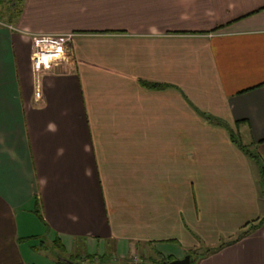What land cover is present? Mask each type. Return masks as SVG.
Segmentation results:
<instances>
[{
	"label": "crops",
	"instance_id": "obj_1",
	"mask_svg": "<svg viewBox=\"0 0 264 264\" xmlns=\"http://www.w3.org/2000/svg\"><path fill=\"white\" fill-rule=\"evenodd\" d=\"M70 34L35 63L34 36ZM199 112L264 162V0H25L0 28V264L236 240L261 170ZM200 264H264V225Z\"/></svg>",
	"mask_w": 264,
	"mask_h": 264
},
{
	"label": "trees",
	"instance_id": "obj_2",
	"mask_svg": "<svg viewBox=\"0 0 264 264\" xmlns=\"http://www.w3.org/2000/svg\"><path fill=\"white\" fill-rule=\"evenodd\" d=\"M5 1L6 0H0V7L3 6V3ZM24 3H25V0H8L7 8L1 12V17L6 16L7 21H6V23L5 22L2 23L0 20V28L3 27L1 25V23L4 25H11V24H14L20 18L21 14L23 12ZM141 84L147 88H159V86L148 83V82L142 81ZM199 114L210 125L220 126V127L226 128L230 133L231 141L260 167V170H261V183L260 184H261L262 190H263L262 193L264 194V162L261 159V157L254 150H251L248 146L244 145L241 141L240 136L225 121L218 119L217 117L209 115V114H205V113H201V112H199ZM263 225H264V218L258 219L257 221H252L250 223H247L243 227V230L241 231L239 237L236 240L230 241L228 243H223L218 248L210 249L205 254L201 255V254L195 253L194 251H191L188 255H190L192 258V264H197V262H199V264H200V262H202L209 255L217 253V252L221 251L222 249H224L225 247L241 241L242 239H244L248 235L259 230ZM58 249H59V252L63 253V250L60 247ZM195 256H197V258H195ZM101 259L103 260V262L105 261L104 258H101ZM163 261H172V260H167V259L162 257L161 261L154 262L153 264H158V263H161ZM58 263L59 264H66L62 260L58 261ZM74 263H75V261H74ZM75 264H77V263H75Z\"/></svg>",
	"mask_w": 264,
	"mask_h": 264
},
{
	"label": "built area",
	"instance_id": "obj_3",
	"mask_svg": "<svg viewBox=\"0 0 264 264\" xmlns=\"http://www.w3.org/2000/svg\"><path fill=\"white\" fill-rule=\"evenodd\" d=\"M2 26L8 27V25ZM74 35H36L33 38L34 61L38 65L66 63L71 60Z\"/></svg>",
	"mask_w": 264,
	"mask_h": 264
},
{
	"label": "rangeland",
	"instance_id": "obj_4",
	"mask_svg": "<svg viewBox=\"0 0 264 264\" xmlns=\"http://www.w3.org/2000/svg\"><path fill=\"white\" fill-rule=\"evenodd\" d=\"M7 4H8V0H6L4 3H3V6H1L0 7V20H1V22L2 23H6V21H7V17L6 16H4V17H1V12L2 11H4L6 8H7ZM3 27H6V26H3ZM73 43H74V40H73ZM261 203V202H260ZM261 205V204H260ZM264 206V205H263ZM238 236V235H237ZM203 239H201V243H199L198 244V246H197V250H195L194 252L195 253H197V254H205L207 251H209L210 249H212V247H215V246H219L221 243H215L214 245H213V243H211L210 245H206V246H204V244H202V241ZM197 241H199V239H197ZM201 244V245H200ZM209 244V243H208ZM171 249H174L173 247H171ZM101 252L103 253L104 251H102V249H101ZM155 253H156V250L154 251ZM57 253H58V251H57ZM64 255V256H63ZM155 255V254H154ZM60 256H62V258H65V260H68V261H70L69 260V257L66 255V254H62V255H60V253H58V255H57V257H60ZM139 256H140V258H142V260L141 259H138V256H136L135 254L134 255H132L131 256V259L133 260V262H135V264H153L154 262H157V261H161L162 260V256L161 255H159V253H157L155 256H154V259H152L151 260V262L146 258V256H145V258L143 257V255H142V252H140V254H139ZM186 257V256H185ZM184 257V258H185ZM79 258H81V257H79ZM86 258V257H85ZM85 258H83V259H77L76 257L75 258H73V259H71V262H73L74 263V261H75V263H77V264H124V263H127V262H125V261H117L118 259V256L116 255L115 257H113V258H111V257H109L110 258V261H104L103 262V260L102 259H97V258H95V259H91V257H88L89 259H85ZM195 258H197V256H195ZM130 259V260H131ZM173 261V260H172ZM121 262H123V263H121ZM132 262V261H131ZM74 263V264H75ZM128 264H130V263H128ZM197 264H199V262H197Z\"/></svg>",
	"mask_w": 264,
	"mask_h": 264
},
{
	"label": "water",
	"instance_id": "obj_5",
	"mask_svg": "<svg viewBox=\"0 0 264 264\" xmlns=\"http://www.w3.org/2000/svg\"><path fill=\"white\" fill-rule=\"evenodd\" d=\"M66 264H74L71 261L68 260H63ZM124 264H128V263H124ZM158 264H192V258L190 255H187L185 258L180 259V260H173V261H163L161 263Z\"/></svg>",
	"mask_w": 264,
	"mask_h": 264
}]
</instances>
